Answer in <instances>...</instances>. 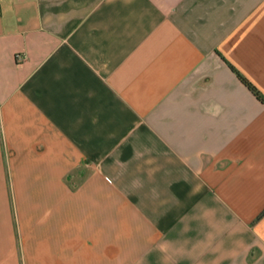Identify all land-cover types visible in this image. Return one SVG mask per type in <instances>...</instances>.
<instances>
[{
  "label": "crops",
  "instance_id": "crops-1",
  "mask_svg": "<svg viewBox=\"0 0 264 264\" xmlns=\"http://www.w3.org/2000/svg\"><path fill=\"white\" fill-rule=\"evenodd\" d=\"M264 0H0V264H264Z\"/></svg>",
  "mask_w": 264,
  "mask_h": 264
},
{
  "label": "trees",
  "instance_id": "trees-1",
  "mask_svg": "<svg viewBox=\"0 0 264 264\" xmlns=\"http://www.w3.org/2000/svg\"><path fill=\"white\" fill-rule=\"evenodd\" d=\"M236 73L239 79L251 90V92L256 96V98H258L261 102L264 103V97L261 95L259 90L239 72Z\"/></svg>",
  "mask_w": 264,
  "mask_h": 264
}]
</instances>
